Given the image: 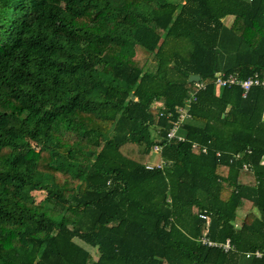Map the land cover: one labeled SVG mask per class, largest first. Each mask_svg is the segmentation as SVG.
I'll return each mask as SVG.
<instances>
[{
	"label": "trees",
	"instance_id": "obj_1",
	"mask_svg": "<svg viewBox=\"0 0 264 264\" xmlns=\"http://www.w3.org/2000/svg\"><path fill=\"white\" fill-rule=\"evenodd\" d=\"M217 73L264 79V0H0V264H264V89Z\"/></svg>",
	"mask_w": 264,
	"mask_h": 264
},
{
	"label": "built area",
	"instance_id": "obj_2",
	"mask_svg": "<svg viewBox=\"0 0 264 264\" xmlns=\"http://www.w3.org/2000/svg\"><path fill=\"white\" fill-rule=\"evenodd\" d=\"M249 1H251V0H249ZM214 85L216 86L217 89H221L224 87L238 86L242 90V96L244 97L251 87H261L262 89H264V79H260L257 74H254V75H252L246 79H239L234 74L223 75L221 73H218V75L216 76ZM204 88H205V84L201 80L194 82L193 89L190 90L189 96L185 100L183 107L179 108L177 110L178 111V117L173 122L172 128L167 133V141L168 142H171L173 140H176L177 142L184 141V139L181 136L177 135L179 126L184 122L185 119L188 118V115H189L188 111H189L191 103L194 102L196 99V94L200 90H203ZM192 148L193 149L197 148V144L193 143ZM151 152H152L153 156L158 155V157H159V154L161 152V146L160 145H153L151 148ZM205 152H206V150H205V148H203L202 153H205ZM238 158H239V156L234 157V159H238ZM165 164L166 163L164 162V160L159 157L157 162L149 161L146 164L145 168L147 170H152L154 168L161 169ZM243 168L248 169L247 166H245V165L243 166ZM199 217L201 219H205L204 215H199ZM199 242L203 245L208 246V247H219L224 252H227V251L233 249V246L230 244L229 240H226L224 243L217 244L215 242L208 240L207 237L203 236L199 239ZM254 255L258 258L261 257V254L259 252L254 253ZM248 256H249V254L247 255V257Z\"/></svg>",
	"mask_w": 264,
	"mask_h": 264
},
{
	"label": "rangeland",
	"instance_id": "obj_3",
	"mask_svg": "<svg viewBox=\"0 0 264 264\" xmlns=\"http://www.w3.org/2000/svg\"><path fill=\"white\" fill-rule=\"evenodd\" d=\"M230 21H231L230 19H229V20H226L225 23H226V24H229ZM142 56H144V53H142V52L139 53V57H142ZM158 159H159V157H158V155H157V156H153L152 159H150V161H152V162H157ZM36 195H37V199H38V200L41 199V195H40V194H36ZM241 218L245 219L246 221H250V220L253 218V215L250 214V215H248V216H246V217L241 216ZM75 242L78 243L79 245L83 246L85 249H87V250L90 252L91 257H92L93 260H96V259H97V257H98V252H97V250H96L95 248H91V247L85 245L84 243H82V242L79 241L78 239H75Z\"/></svg>",
	"mask_w": 264,
	"mask_h": 264
},
{
	"label": "water",
	"instance_id": "obj_4",
	"mask_svg": "<svg viewBox=\"0 0 264 264\" xmlns=\"http://www.w3.org/2000/svg\"><path fill=\"white\" fill-rule=\"evenodd\" d=\"M218 75V73L216 74V76ZM200 80V76L199 75H191L188 79L189 82H196Z\"/></svg>",
	"mask_w": 264,
	"mask_h": 264
},
{
	"label": "crops",
	"instance_id": "obj_5",
	"mask_svg": "<svg viewBox=\"0 0 264 264\" xmlns=\"http://www.w3.org/2000/svg\"><path fill=\"white\" fill-rule=\"evenodd\" d=\"M263 119H264V115H263Z\"/></svg>",
	"mask_w": 264,
	"mask_h": 264
}]
</instances>
